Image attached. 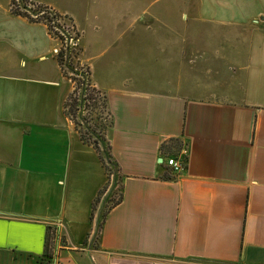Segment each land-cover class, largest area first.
<instances>
[{"label":"crops","instance_id":"1","mask_svg":"<svg viewBox=\"0 0 264 264\" xmlns=\"http://www.w3.org/2000/svg\"><path fill=\"white\" fill-rule=\"evenodd\" d=\"M31 1L78 29L121 199L94 246L107 176L66 112L58 41L0 0V264H264V0H153L131 12L136 62L116 46L135 34L129 0Z\"/></svg>","mask_w":264,"mask_h":264},{"label":"trees","instance_id":"2","mask_svg":"<svg viewBox=\"0 0 264 264\" xmlns=\"http://www.w3.org/2000/svg\"><path fill=\"white\" fill-rule=\"evenodd\" d=\"M43 8H45V6L41 4H36L35 7L31 8L30 10L31 12H39ZM10 11L13 14L25 17L27 20L30 21L40 20V19L32 18L28 11L21 10L18 6H16L14 0H11ZM40 18H46L49 21L51 20V17L49 16V14H47V12L41 15ZM55 57L58 63L61 64L63 61L62 53L59 52L55 54ZM66 65L68 66V68L71 69L73 68L71 62H67ZM89 84H91V82H90V78L88 77L87 84L85 87V96L81 97L80 99L81 100L80 103L84 105V109L87 110L88 115H82L78 110L79 108L78 106L81 105H78L79 104L78 96L76 95L77 93L75 91H72L69 94L65 102L66 112L70 117V119L72 120L75 129L79 132L81 140L84 143L91 145L97 152L99 160L104 168L105 173L106 171H110L112 175L119 178V182H120L119 168L116 162L112 158L110 145L105 138L106 128L110 124V117L107 110L106 97L102 92L101 93L103 95L100 96V91L93 86L91 87ZM79 85H80V81L79 82L77 81V86ZM91 115L94 116L91 117ZM120 188L121 185L119 186V192H120ZM101 190L98 192L96 198L94 199V202L92 204L93 209L95 208V204L99 199ZM120 199H121V192L119 193L116 202L112 206L117 204L120 201ZM43 254L45 258L48 259L50 258V233L46 239L45 251ZM40 263L42 264V261H40Z\"/></svg>","mask_w":264,"mask_h":264},{"label":"rangeland","instance_id":"3","mask_svg":"<svg viewBox=\"0 0 264 264\" xmlns=\"http://www.w3.org/2000/svg\"><path fill=\"white\" fill-rule=\"evenodd\" d=\"M134 1L135 0H129L130 18L128 20V23H130L129 28L133 27L136 29L135 34L130 33L128 36L127 42L126 41H124L123 43L118 42L116 45V46L121 47L120 48L121 50L123 49L124 51L128 52L129 57L132 60V62L137 61L136 55L138 53L141 54L143 36L141 34H139V31H141L139 29H144V28H143V26H141L139 24L133 25V22H131L132 21L131 20V12L135 11V13H136L137 10H140L142 7L149 6L150 2L153 0H140L139 2H136V3H134ZM179 12L180 11H178V14H179ZM101 14H102V18L105 19L107 17V8ZM59 16L62 17L61 19H62L63 24L68 23V19L66 17L61 16V15H59ZM38 19H40L38 21L45 23L47 28H49V26L51 28V25H50L51 23L49 22L48 19L40 18V17H38ZM146 19H147L146 16H144V21H141V23L144 22L145 26H149V27H155L156 26L155 23H151L152 20L150 18L147 20ZM144 48H145L146 55L152 54V48H153V37L152 36L144 35ZM138 50L140 52H138ZM148 50H150V51H148ZM74 54L76 55V58H79V54H80L79 47L74 51ZM71 64L73 65V67H75V66L77 67V68L75 67L77 69V71L72 72L69 69L68 70L64 69V74L66 77L71 79L70 81L75 86L77 84V81L78 82L80 81L79 80L80 78H76V77H79L77 74H79L81 72V70H85V71L87 70L88 71V68L86 67L85 64H79V63L74 62V61ZM62 69H63V67H62ZM92 116H94V115H91V117ZM106 173H107V181L101 190L98 201L95 204L94 214H93V216H94L93 217L94 227L92 228V231L90 232V240H91V242H93L92 244L94 246L97 244L98 235H99V231H100V228L102 225L104 215L108 211V209H110V207L116 202L118 195L120 193L119 192V186H120L119 178L112 175V173L110 171H106Z\"/></svg>","mask_w":264,"mask_h":264},{"label":"built area","instance_id":"4","mask_svg":"<svg viewBox=\"0 0 264 264\" xmlns=\"http://www.w3.org/2000/svg\"><path fill=\"white\" fill-rule=\"evenodd\" d=\"M14 3L16 6H18L21 10H26L30 13L31 17L34 19H38V17H41L44 13L47 12L49 16L51 17V20L49 21L51 24V28L49 26L48 30L50 34L57 39L58 41V47L55 50V54L61 52L62 53V63L60 64L61 67H64L65 70H70L72 72L77 71V67L68 68L66 65L67 62H73L76 58V55L74 54V51L79 47V38L80 34L74 24L68 20V23L63 24L62 23V17H60L57 13L52 11L50 8H43L39 12H31V8H34L35 4L31 0H14ZM30 10V11H29ZM57 14V15H56ZM77 74V73H76ZM80 78V85L77 86V84L73 85V90L75 91L78 96V110L82 115H88V112L86 109H84V105L80 103L81 97L85 96V87L87 84V79L89 77V72L86 70H81L79 74H77ZM71 80V79H70ZM92 87V84H89ZM103 94L100 92V96ZM165 164L169 167L170 171L174 176L180 175L185 168L186 162L184 160H180L177 157L174 156H168L165 160ZM60 227L61 224H57L56 228L52 230L53 233V246H56V250L59 249L62 244L63 240L60 234Z\"/></svg>","mask_w":264,"mask_h":264}]
</instances>
